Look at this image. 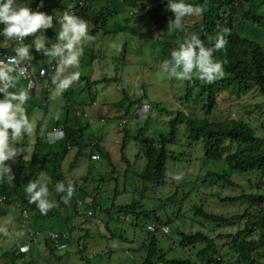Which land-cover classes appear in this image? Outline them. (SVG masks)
Returning a JSON list of instances; mask_svg holds the SVG:
<instances>
[{
    "label": "rangeland",
    "instance_id": "rangeland-1",
    "mask_svg": "<svg viewBox=\"0 0 264 264\" xmlns=\"http://www.w3.org/2000/svg\"><path fill=\"white\" fill-rule=\"evenodd\" d=\"M147 2L148 0H141V5L134 4V7L119 4L120 13L107 17L108 24L95 34V40L85 44L80 61V80L64 93L67 94V103L63 101V96L55 102L59 119L49 116L52 105L48 98V103L43 102V108L40 105L42 99L35 100L33 105H25L27 114L35 125V132L45 116V124L49 125L47 131H51L55 121L66 118L67 108L70 109L71 124L89 125L86 132L89 140L83 155L72 167L78 152L77 149H72L62 163L61 170L67 181L86 184V193L79 201L83 205L79 206H82V216L88 213L85 211L87 208H90V212L93 211L97 197L99 207L96 209L95 219L86 221L80 216L69 225L57 219L36 221L32 229L36 235L31 236L23 226L24 217L20 211L13 205L0 203V226L6 227L10 233L14 230L24 232L23 238L19 240L0 234V264L10 262L3 257L8 251L24 244L30 248L28 259L36 258V264H141L145 257L142 246L147 238L146 228L149 224H156L153 214L162 221H170L168 225H156L159 230L155 233L168 258H191L195 262L198 251L204 245L198 243L195 248H181L178 231L186 234L201 231L216 240L215 248L223 259L222 264H236L237 255L231 249L232 240L218 236L235 235L245 229L248 218L237 221L234 226H218L197 214L196 209L202 206L209 213L226 217L243 215L246 210L256 214L260 208L251 207L248 201L229 203L222 202L221 199L244 194L264 195V184L258 190L255 176L233 174V185H227L217 178L213 173L227 171V164L224 161H205L202 141L193 140L184 123L177 127L176 141L165 143L171 158L162 183L145 184L139 177L147 164V158L142 156L141 150L147 144L158 148L162 146L161 141L170 137V122L178 112L188 118L243 121L256 134L264 136V97L256 89L238 98L223 93L218 97L217 106L210 115L206 114L203 109L206 100H201L202 97L199 96L200 87L195 86L188 98L189 82L181 84L168 77L157 64V58L162 55V36L147 14ZM103 6L109 9L112 7L108 0H93L92 8L84 19L89 23V34L95 28L94 18ZM166 12L174 19L171 12ZM198 21L199 18L196 17H185L181 28L190 27ZM236 27L240 35L264 45V28L247 24L241 15L236 20ZM87 79L92 82L88 85L89 88L86 87ZM124 92L128 95L127 98ZM143 95L145 98L142 105L148 104L149 111H142L143 106L137 102L130 107L132 102L142 99ZM2 98L3 94H0V99ZM45 108H48V112H45ZM128 109L131 112L120 126L118 117L123 116ZM106 110L108 112L104 113ZM105 116L109 119L101 122ZM124 129L129 131L124 153L128 163L123 160L121 152ZM35 132L30 138L25 136L21 141L28 149L24 154L28 159L25 161L21 156L15 163L7 162L13 172L32 159L36 143ZM99 139L100 142L97 141ZM46 141L48 142L47 138ZM57 141L48 143L54 144ZM97 145L101 146L103 152L110 154L112 165L104 156L97 155L95 157L98 159H92L91 151ZM138 154L139 158L136 157ZM176 173H182L183 179H171ZM124 206H129L128 213L120 211L119 208ZM79 226L90 230L92 238L84 240L88 249L80 251V241L74 239V244L65 251L57 250L54 254H48L45 241L52 229L55 232L71 233ZM162 226L170 227L169 235L160 233ZM259 235L254 233L252 237L256 239ZM260 252L263 255L260 261L264 264V247Z\"/></svg>",
    "mask_w": 264,
    "mask_h": 264
},
{
    "label": "trees",
    "instance_id": "trees-1",
    "mask_svg": "<svg viewBox=\"0 0 264 264\" xmlns=\"http://www.w3.org/2000/svg\"><path fill=\"white\" fill-rule=\"evenodd\" d=\"M68 1L71 0H61L60 5H65ZM108 1L112 7L109 9L103 6L100 9L101 11L94 18L95 28L91 32L92 36H95L101 28H104V26L108 24L107 17L120 13L119 4L123 3L133 6L134 4L136 5L139 0ZM72 2L76 3V7L73 8L75 15L83 19L86 18L88 12L92 8L93 0H85L83 5H79L82 0H73ZM187 2L193 5L204 6L206 10L203 16L190 27L168 32V21L171 15L166 12L167 0H148L147 14L152 18L158 30L161 31L160 33L162 36V41H160L162 55L157 58V64L160 65L164 59L169 58L171 50L182 42L185 34L192 32L200 33L201 38L205 40L206 46H211L207 40V35L214 36L218 30V25L220 27H226L231 29V34L226 37L228 40L226 49L215 53L216 57L220 59L226 58L228 60V63L224 66L225 75L212 84L201 83L199 80L194 79L193 82H189L188 84L187 97L189 98L192 95L195 86H199L201 89L199 96L202 97L201 100H206L203 109L205 113L209 115L215 106H217L218 97L223 93H229L238 98L248 94L252 89H256L261 96L264 97V45L240 35L236 27V20L241 15L247 24H254L264 28V0H187ZM47 10L48 7L46 6L44 11ZM0 43H3L1 38ZM2 51L3 48L0 49V53ZM82 79H85V77H82ZM114 80L118 81V79ZM86 82V87L89 88L88 85H91L92 82L88 79ZM124 95L125 98H127L128 95L125 92ZM144 98L143 95L142 99L132 102L130 107L136 102L142 106ZM66 112V118L64 120L55 121L54 126L51 127L52 129L62 128L66 134L65 137L54 144H49L46 141V136L40 134V129L43 126L46 125L47 129L49 128V125L45 124V116L39 123L35 132L36 143L32 159L25 162L24 165L18 167L14 171L15 179L13 181H9L7 178L0 181V197L4 198V204L8 206L13 205L22 215L26 211L27 218L23 221L26 222L27 227L31 230L34 228L33 224L36 221L57 219L64 222L65 225H69L82 216L83 213V210L81 211L83 205L79 201H81L80 198L86 193V184H84V182H73L76 191L68 205H65L61 200L63 194L55 191L57 182L63 181L65 184L68 182L61 170L65 158L72 149H77L78 152L73 162L74 164L72 165V167H74L78 159L83 155L87 147V141L89 140L86 136L89 125L71 124V113L68 108ZM130 112L131 110L128 109L123 116H119L118 118L120 121L122 122V120L129 116ZM182 123H184L186 131L191 135L193 140L202 141L205 161H224L227 164V171L213 173L217 178L223 180L227 185H233L234 183L231 180L233 174H239L240 176H255L257 189H261L262 184H264V136L256 134L255 130L248 123L243 121H210L208 118H188L181 112H178L176 118L171 120L170 137L161 141L162 146L160 148L147 144L142 149L143 155L147 158V164L145 170L139 177L145 184L157 185L165 180L167 163L171 158L168 150H166L165 143L176 141L177 127ZM124 133L125 136L123 138L121 152L123 160L128 163L129 160L123 154L126 149L129 131L124 129ZM92 141H94V139H92ZM97 141L100 142V139ZM97 155L104 156L112 165L110 154L103 152L99 145H97L90 154L92 159ZM138 157L139 155H137V158ZM40 171H45L49 177V199L54 201L57 205L47 216L41 215L35 205L28 203L27 194L25 192L26 184L30 180H35ZM248 180L252 182V180ZM242 200L250 202L251 207L257 206L260 208V211L256 214H251L249 210H246L243 215L226 217L224 215L209 213L201 206L196 209V213L203 216L207 221L216 223L218 226H234L237 221L246 220L248 218L245 229L238 231L235 235H219L218 237L232 240L231 249L234 250L237 255L236 264H261L260 259L263 255L260 249L264 247V195L244 194L238 197H226L221 199L222 202L229 203ZM80 205L82 206L79 207ZM141 206L142 205H139V207ZM98 207L99 203L96 197L93 211L90 212V208L85 209L88 213L82 216L84 220L87 221L90 218L95 219L94 217ZM119 209L124 213L130 211L129 206L120 207ZM150 212L153 213L154 211ZM63 213H66V215L62 216ZM153 215L156 224L152 225H154L157 230L158 227L156 225L170 224L169 220L162 221L158 216L155 214ZM77 228L72 232L73 236L69 241V247L74 244L77 239V241H80V251L84 252L88 249L85 241L92 238L89 233L90 230L84 229L81 226ZM32 231L34 232V230ZM146 232L147 238L142 246L145 251V257H143L141 264H212L215 257L220 256L218 250L215 248L216 240L209 237L206 233L200 231L194 234H186L182 231H178L181 237V243L179 244L181 248H195L198 243L203 244L204 247L198 251L196 255L198 259L195 262H193L191 258H168L167 253L160 247V241L156 234L149 232L147 228ZM51 233L57 234L58 239L61 235V232H55L53 229ZM254 233H259V237L256 239L253 238L252 236ZM54 242L55 240H52L51 234L48 233V237L45 241L48 254H54L57 250L59 251L57 246H53ZM20 247L21 246L14 247L3 256L10 260V262L6 264H36V258L28 259L29 252L21 253L19 251ZM219 263L222 264L221 262Z\"/></svg>",
    "mask_w": 264,
    "mask_h": 264
},
{
    "label": "clouds",
    "instance_id": "clouds-1",
    "mask_svg": "<svg viewBox=\"0 0 264 264\" xmlns=\"http://www.w3.org/2000/svg\"><path fill=\"white\" fill-rule=\"evenodd\" d=\"M140 3L141 0L137 2V5L140 6ZM43 6V2H41L40 7ZM75 7L76 4L73 8ZM166 10L174 15V19L170 18L168 21V32H172L181 28L185 17L200 18L206 9L204 6L188 3L187 0H167ZM1 24L4 25V28L0 30V35L5 38L4 42L14 41L15 47L12 48L14 55L0 58V94H3V98L0 99V181L5 178L13 181L15 175L7 162L15 163L17 158L21 156L25 161L28 159V156L24 155L28 149L21 144V141L25 136L30 138L35 132V125L30 120L25 108V105L32 98V91L35 89L36 94L39 95L40 90L39 82L33 79L35 67L31 63H25L34 59L31 50L34 48L37 53L46 56L49 61H55L54 72L51 76L52 87L49 89V94L46 92L45 94L49 95L48 100L52 105L49 108V116L59 119L60 114L55 110V102L74 83L80 80L82 75L80 61L84 46L93 42L95 37L89 34L88 21L75 15L69 9L63 12L57 11L55 15H49L45 12L33 11L31 7L24 6L18 0H0ZM57 24L59 25L58 35H56L55 42L50 43L44 33L48 29H53L54 25ZM217 29L214 36L207 35V40L211 46H206L200 33L185 34L182 42L171 50L169 58L161 62L160 69L168 77L174 78L181 84L193 82L194 79H198L201 83L212 84L223 78L225 75L224 66L228 60L216 57L215 53L226 49L228 44L226 37L231 34V29L219 25ZM27 37H33L31 43H24ZM44 74V71L41 70L40 75L43 76ZM21 78L28 81L26 87L21 84ZM47 84L48 82L45 81V85ZM10 89L15 90L10 91ZM149 110L150 106L144 104L142 111L147 112ZM124 123L122 120L120 126ZM46 129L47 126H43L40 129V134L46 136L49 143L59 141L66 135L62 128H53L51 131H46ZM142 156H144L143 153ZM94 159H98V157ZM171 179L180 181L183 179V174L176 173L171 176ZM48 181L49 177L46 172L40 171L37 178L30 180L25 186L28 203L35 205L43 216H47L57 206L54 201L49 199ZM55 191L63 194L61 200L65 205H68L76 189L74 183L69 180L67 184L63 181L57 182ZM0 203L4 204L3 197H0ZM23 226L28 229L31 236L36 235L27 227L26 222ZM147 230L153 231L151 233L157 231L156 227L154 231L151 224L147 226ZM169 230V226H162L160 233L164 234L163 232L167 233ZM73 231L61 233L59 239L57 237L53 239L51 236V239L55 240L53 246H57L59 251H65L69 247ZM170 232L164 235H169ZM0 234L17 240L24 236L23 230H14L10 233L4 226H0ZM50 234L54 233L50 232ZM29 250L27 244L19 248L21 253H27Z\"/></svg>",
    "mask_w": 264,
    "mask_h": 264
},
{
    "label": "crops",
    "instance_id": "crops-1",
    "mask_svg": "<svg viewBox=\"0 0 264 264\" xmlns=\"http://www.w3.org/2000/svg\"><path fill=\"white\" fill-rule=\"evenodd\" d=\"M72 1L73 0L68 1L67 3H65V5H60L61 0H46L45 1V5L48 7V11L56 14L57 11L63 12L65 10H67V9L73 8L76 3L72 2ZM18 2L22 3L24 6L30 7L31 5L36 3V0H18ZM1 25H3V24H1ZM58 32H59V25L57 24V25H54L53 29H48L44 34L47 36V38L49 39V42L51 43V42H55V38H56V35H58ZM27 38L28 39L26 41V44L31 43L33 37H27ZM48 46L50 47V44ZM7 47H8L7 44L0 43V49L3 48V49L6 50ZM31 54L34 57V59L32 61H26V63H31L35 67V69H36L35 73H37V74L41 70L47 69L51 65H55V61L54 60L49 61V59L46 56H44V55H42L40 53H37L34 48L31 50ZM21 84L24 87H26V84L24 82L21 81ZM14 90L15 89H10V91H14ZM42 95H43V97H41ZM66 95L67 94H63V101L67 103V99L68 98L65 97ZM47 98H48V95H46L43 90H39V95H37L36 91H34L32 93V98L28 101V103L33 105L35 100L40 99V101H41V99H42V104H40V105H42V107H44L43 106V102H45V104H46L49 101V100L47 101ZM29 106H31V105H29ZM46 112H48V108H46ZM105 112H108V110H106Z\"/></svg>",
    "mask_w": 264,
    "mask_h": 264
},
{
    "label": "built area",
    "instance_id": "built-area-1",
    "mask_svg": "<svg viewBox=\"0 0 264 264\" xmlns=\"http://www.w3.org/2000/svg\"><path fill=\"white\" fill-rule=\"evenodd\" d=\"M45 1L46 0H37L36 3L31 5L30 7L32 8L33 11H41V12H45V13H47L49 15H55V13H52V12H50L48 10L44 11V9L46 8ZM41 2H43V5H44L42 8L40 7ZM83 3H85V0H82V2L79 5H83ZM70 10L75 14V11L73 10V8L70 9ZM54 23H56V22L54 21ZM3 28H4V26L0 25V30H2ZM0 38L2 39L4 44L8 45L6 50L3 49V51L0 53V58H2L3 56L14 55V53L12 52V48L15 47V42L14 41L4 42L5 38L2 35H0ZM26 39H25V41H26ZM25 41H24V43H25ZM54 68H55V65H51V66H49V68L43 69V71L45 73L43 76L40 75L41 71L38 74L34 73V75H33V79L37 80L39 82V84H40V90H43L44 92H46L48 94H49V89L52 87L51 86V76H52V74L54 72ZM21 81L24 82L26 84V86H27L28 81L23 80V78H21ZM45 81L48 82L47 85H45ZM34 91H36V90L34 89L32 92H34ZM94 105H95V103H94ZM107 119H109V118L107 116H105L104 119L101 120V122H105ZM23 216H24V218H27V213L24 212ZM152 226L154 227V231H155V226L154 225H152ZM151 232H153V231H151ZM169 232H170V230L167 233H165V232H163V233L164 234H168ZM51 236H52L53 239H55L57 237V235H55V234H52ZM219 262H221V257L217 256V257H215V260H214V262L212 264H220ZM198 264H201V263H198Z\"/></svg>",
    "mask_w": 264,
    "mask_h": 264
}]
</instances>
